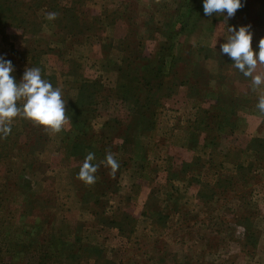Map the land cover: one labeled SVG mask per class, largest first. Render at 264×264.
Instances as JSON below:
<instances>
[{"label": "rangeland", "instance_id": "374dc122", "mask_svg": "<svg viewBox=\"0 0 264 264\" xmlns=\"http://www.w3.org/2000/svg\"><path fill=\"white\" fill-rule=\"evenodd\" d=\"M241 3L225 25L226 12H202L163 54L176 56L175 72L183 74L195 66L178 56L194 61L205 49L215 51L216 60L203 62L211 84L214 78L228 81L247 103L236 112L234 132L224 130L214 148L203 147L199 134L193 147L200 109L214 101L189 99L179 87L162 101L150 133L126 146L113 138L103 150V124L128 116L126 106L107 93L115 87L120 58L135 52L120 54L119 41H139V61L130 67L135 74L156 68L165 36L185 15L183 2L0 0V56L12 62V75L19 82L27 68L39 67L62 89L67 115L75 117L58 134L16 118L11 134L0 139V264H264L263 160L226 193L220 184L214 187L216 179L239 178L236 164L255 162L252 139L257 149L264 146V116L256 107L264 85L253 89L250 78L237 77L220 50L227 27L250 25L252 49L259 51L264 0ZM192 4L203 8L202 0ZM49 12L58 17L47 20ZM218 61L228 64L222 72ZM90 82L97 87H86ZM88 100L96 102L92 112L85 110ZM79 138L88 142L83 151L74 148ZM108 150L120 164L115 177L103 167L95 185L86 186L77 177L87 153H95L92 163L98 164Z\"/></svg>", "mask_w": 264, "mask_h": 264}, {"label": "trees", "instance_id": "16d2710c", "mask_svg": "<svg viewBox=\"0 0 264 264\" xmlns=\"http://www.w3.org/2000/svg\"><path fill=\"white\" fill-rule=\"evenodd\" d=\"M192 1L193 0H181V2H183V7L185 8V15L180 23H178V29L173 30L172 32L168 31V34L165 36L166 43L163 44V48L158 50L156 54L155 62H157V67L149 70L150 72L146 68H141L143 72L140 71V74H135L134 70L132 69V71L130 69L132 65L135 66L139 61L136 54L139 51L138 47L140 48L139 41L135 39L132 41H126V39H124V41H119L118 44L120 49L117 51H119L120 54L123 53L122 51L124 50H135V52L132 54L131 58H120V67L116 68L117 81L115 87L110 89L107 93L108 97L126 106L128 116L125 121L122 122L114 118L107 120L103 124L104 132L101 137L98 138L101 140L100 149L107 150L108 147L111 146L113 138H120L123 145L126 146L136 137L145 136L150 133L154 127L155 113L161 108L162 101L172 97L179 87L186 89V97L189 99L202 101L208 98V100L214 101L212 106L207 107L206 109H200L202 117L201 119H197V135H195V139L190 142L193 147L196 145V139L199 134L203 135V147L214 148L217 144V139L221 137L220 134H224V130L228 131L227 134L234 132L236 112L238 109L244 110L246 107L244 105L247 103L242 100L240 94L235 92L233 86H231L228 81H222V78H219V80L216 81V78H214V83L211 84L213 77H210L207 74L206 69L203 67V62L209 58L216 60L217 56H214L215 51L205 49L200 53V59L195 58L194 61L191 59L185 61L184 58L181 59V56H178L179 62L181 61L183 64H187L186 66H188V64L195 66V68H187V70L185 67L183 74H177L175 72V63L178 59L176 56H168L167 53L166 55L168 57L163 55L164 51H167L166 46H171L174 39L177 41L178 39L176 38L178 36L181 37V34L186 33L196 20L200 16H203L204 11L201 5L194 6ZM238 12L239 11L237 10L234 17L230 18V20H234ZM1 17L3 18L5 16L0 11V18ZM230 23L232 24V22ZM132 36H135V32L131 34V37ZM196 54L191 51L190 56L194 55L196 57ZM226 57L229 59L227 55ZM198 64H200V67H198ZM227 65L228 64L223 61H218L217 68L222 72V68ZM237 73V77H239L241 73L239 71H237ZM95 85V83L91 82L90 84H85L86 87L89 86L91 88L97 87ZM256 103L257 102H255V104ZM91 105L95 106L96 102L89 101L86 104L87 108H85V110L92 112L89 109ZM68 115L70 118L75 119L73 113ZM81 116L84 117L80 114L79 117L81 118ZM89 117L90 114L88 113L87 118ZM78 141L81 143L75 144V149L79 148L80 151H83L87 148L88 142H83L81 138H79ZM257 143L258 140L254 138L251 140L250 144L252 145L251 149H253L255 153L256 165L253 166V163L255 162H250V160L246 167L236 164V175H238L239 178L235 181H233V177H225L223 180H220V178L216 179L214 187H219L218 184H220L222 187L221 193H226V191L228 189L230 190L236 182L244 181L246 174H251L253 169L257 168L262 160L264 164V146L257 149ZM95 152L98 155L102 153L101 150H96ZM103 158L105 159V156ZM98 164H100V171H98L96 175L99 174L102 176V170L105 166L103 162H99ZM187 168L188 165L183 164L182 170L186 171ZM106 183L108 184V182ZM76 252H79V249ZM94 262H96V260Z\"/></svg>", "mask_w": 264, "mask_h": 264}, {"label": "clouds", "instance_id": "9594fccd", "mask_svg": "<svg viewBox=\"0 0 264 264\" xmlns=\"http://www.w3.org/2000/svg\"><path fill=\"white\" fill-rule=\"evenodd\" d=\"M156 3H160V0H156ZM242 7L241 0H203L206 16L227 13L224 25ZM57 17L56 12L46 14L49 21ZM226 30L228 35L226 42L220 45L221 54L227 55L233 61V67L244 77L251 79L253 89L264 85V72L257 73L258 66L264 65V38L259 41V51L254 52L250 25L241 26L238 30L229 26ZM13 72L12 62L0 56V139L11 134L16 118L29 120L48 134H58L65 126L70 125L71 119L67 115L62 89L44 79L39 67L27 68L19 82L12 75ZM256 107L264 116V95L259 97ZM95 158V153L88 152L78 173L77 178L86 186H93L97 182L96 173L100 164L92 163ZM103 163L110 168L109 174L115 177L120 164L110 150Z\"/></svg>", "mask_w": 264, "mask_h": 264}]
</instances>
